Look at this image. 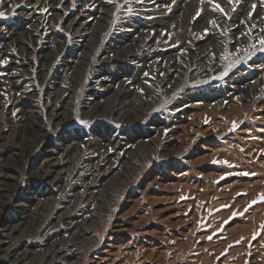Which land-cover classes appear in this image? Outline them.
I'll list each match as a JSON object with an SVG mask.
<instances>
[{"label": "rangeland", "instance_id": "obj_1", "mask_svg": "<svg viewBox=\"0 0 264 264\" xmlns=\"http://www.w3.org/2000/svg\"><path fill=\"white\" fill-rule=\"evenodd\" d=\"M214 2L224 13L207 0L0 2L8 17L0 20V187L10 196L0 197V241L27 247L22 264H44L51 249L57 255L47 264H264V0ZM100 52L130 60L112 65ZM100 71L107 87L85 96ZM120 83L132 84L137 107L148 105L131 124L108 115ZM238 83L247 93L236 92ZM21 107L29 121L20 122ZM156 127L155 141L138 145L140 156L144 146L150 152L131 160L133 173L112 158L123 156L119 146L104 155L110 136ZM93 138L102 147L84 152L79 142ZM46 158L57 166L45 167ZM5 225L17 227L15 240ZM0 264L11 263L0 254Z\"/></svg>", "mask_w": 264, "mask_h": 264}, {"label": "bare ground", "instance_id": "obj_2", "mask_svg": "<svg viewBox=\"0 0 264 264\" xmlns=\"http://www.w3.org/2000/svg\"><path fill=\"white\" fill-rule=\"evenodd\" d=\"M49 12H51L50 10H49ZM35 19V18H34ZM38 19H36L35 20V22L37 21ZM31 26V25H30ZM33 26V25H32ZM43 27H46L45 28V31L48 29L47 28V26L45 25V24H43ZM49 27V26H48ZM183 34H184V32L183 31H180L177 35H176V37L174 38V40L173 41H179V40H181L182 39V37H183ZM43 51H46V47H43ZM139 49V48H138ZM141 49V48H140ZM139 49V51H141ZM140 53V52H139ZM45 54H46V52L45 53H43V52H39L38 53V55H37V58L38 59H40L41 61H40V68H41V71H43L44 70V62L47 60L46 59V56H45ZM104 54L106 55V53L105 52H100L99 53V57H101V60H102V62H103V60H105V61H107L109 64H116L119 60H124L125 62L127 61V60H130V57H126V56H124L123 58L122 57H120V55L119 56H117L116 57V59L115 60H110V59H107V57L105 58V56H104ZM140 62H143L144 64L143 65H145L146 63H147V61H145L144 60V58H143V60L142 61H140ZM134 69H136V68H134ZM137 69H139L140 71H139V73L141 72V74H144L146 77L150 74V70H149V68H147V67H144V68H140V67H138ZM129 78H128V80H132V77H130V76H128ZM110 78V76L109 75H107V73L104 71H100V73L99 74H97L96 76H94L93 77V82L92 83H88L87 84V87H86V89H85V91H84V95L85 96H88V97H90L91 95H92V93L93 92H95L96 91V89L97 88H99V87H107L106 86V83H107V80ZM104 80H105V82H104ZM124 82V81H123ZM244 82V81H243ZM242 83V82H241ZM241 83H238V84H236L235 85V90H236V92H240V93H244V92H246L245 90H243V86L242 85H244V84H241ZM125 84H123V83H120L119 84V89L118 90H115L116 91V100H115V104L112 106V108H111V110L109 111V113H108V115L109 116H115V117H118L119 116V120L120 121H126V123H129V124H131V122L132 121H135V120H137V119H140L141 118V113H142V111H144V110H147V106L148 105H141L140 107H137V105H136V101H137V92L133 89V90H131V85L132 84H129V85H127L128 87H125L124 86ZM141 85V84H140ZM142 86V85H141ZM256 87V86H255ZM259 87V86H258ZM107 89H109V88H105V90H107ZM139 89L141 90L142 89V87H139L138 88V91H139ZM122 90V91H121ZM254 91H255V94H254V96L255 95H257L258 93H260V89L259 88H255L254 89ZM55 93V92H54ZM247 93V92H246ZM52 94H53V92H52V90L50 91H48V92H45V95H46V99H47V106L48 107H50V113H51V116L52 117H54V119L56 118V119H59L60 117H61V113H60V111H59V106H58V104L56 103V102H52L51 104L49 103V102H51V99H50V97L52 96ZM56 95V94H55ZM248 98V97H247ZM251 98V97H250ZM249 98V99H250ZM252 99V98H251ZM221 104V103H220ZM253 104H255V102L253 103ZM253 104H252V106H253ZM211 106H213V105H211ZM207 107V106H205L207 109V111H209L211 114H213V115H216V113H217V108H215V107ZM244 106H246V105H244ZM249 106V105H248ZM251 106V105H250ZM219 107V106H218ZM238 107V106H237ZM245 108V107H244ZM249 108V107H248ZM21 116H20V119H21V121L20 122H26V121H29V115H30V113L28 114L27 113V111L24 109V108H22L21 107ZM205 110V111H206ZM252 110V109H251ZM29 111V110H28ZM122 111H127L128 113L126 114L125 113V115L122 117L121 116V113H122ZM135 113H134V112ZM236 111V110H235ZM255 111V110H254ZM63 112V111H62ZM225 112V111H224ZM229 112V111H228ZM239 112V109L237 110V113ZM251 112V111H250ZM32 113V112H31ZM49 113V114H50ZM183 113V112H182ZM203 113V112H202ZM219 113V112H218ZM221 113V112H220ZM219 113V114H220ZM230 113V112H229ZM243 113V112H242ZM257 113H258V111H257ZM184 114V113H183ZM201 113L200 112H197L196 114H195V116H199ZM236 114V113H235ZM248 114V113H247ZM255 114V113H254ZM212 115V116H213ZM230 115V114H229ZM257 115V114H256ZM192 116V115H191ZM194 116V115H193ZM194 116V117H195ZM208 116V115H207ZM222 116V115H221ZM243 116V115H242ZM261 116V115H260ZM263 116V115H262ZM226 117V116H225ZM251 117V116H250ZM255 117V116H254ZM264 117V116H263ZM124 120H123V119ZM213 118V117H212ZM215 118V117H214ZM260 118V117H259ZM257 119V118H256ZM261 119V118H260ZM199 120H201V118H199ZM206 120V119H205ZM226 120V119H225ZM229 120H230V118H229ZM249 120V119H248ZM247 120V121H248ZM245 121V120H244ZM257 121V123H258V120H256ZM31 122V124L33 123V121H30ZM190 122V121H189ZM199 122V121H198ZM205 122V121H204ZM217 122H219V121H217ZM221 122V121H220ZM252 122V121H251ZM243 123V122H242ZM248 123V122H247ZM253 123H255L254 121L251 123V125L253 124ZM260 123V122H259ZM30 124V125H31ZM212 124V123H211ZM198 125V124H197ZM214 125L216 126L217 124H215L214 123ZM234 125V124H233ZM236 125V124H235ZM234 125V126H235ZM250 125V124H249ZM249 125H247V126H249ZM254 125V124H253ZM257 125H259V124H257ZM152 126V125H151ZM150 126V127H151ZM158 126V125H157ZM231 126V125H230ZM191 127V126H190ZM221 126L219 125V128H220ZM255 127V126H254ZM253 127V128H254ZM134 128V127H133ZM177 128H179L178 126H176V127H174L173 129H177ZM189 128V127H188ZM210 128V127H209ZM214 128V127H213ZM252 128V130H255V129H253ZM260 128V127H259ZM258 128V129H259ZM181 129V128H180ZM184 129V128H183ZM182 129V130H183ZM155 130L156 131H152V129H150L149 131H146V132H140V134H135V132H134V137H133V135H129V134H121V135H125L126 136V138L125 139H123V138H121L122 136H119V137H117L114 141H112V137L110 136V138L109 139H107V140H104V141H106V142H103V140L101 139V142H103V144H105V147H104V149H105V151H104V155H105V153H106V148L108 147V146H111L112 147V149H115V147L117 146H119V151H123V156H121L120 157V154L119 153H117V154H115L114 156H112V158L114 157V158H119V159H122V161H123V163H124V168L126 169V171H128L129 173L130 172H132L133 173V165H132V163H131V160L133 159V158H141L142 159V157L144 156V154H146V153H148V151H149V149L147 148V146H144L143 147V152H144V154H141V155H143V156H140L139 155V152H141V151H139L138 149H139V144L141 145V140H145V139H147V138H149V137H152V135H153V133L154 134H158V133H160L161 132V129H159L158 127H156L155 128ZM261 130V129H260ZM177 130H172L171 131V134L169 135V137H171V138H173V140H174V137L178 134V132H176ZM202 131H205V130H201V132ZM210 131V130H209ZM227 131V130H226ZM225 131V132H226ZM262 131H263V128H262ZM262 131H260V132H262ZM181 132V131H180ZM179 132V133H180ZM206 132V131H205ZM216 132V131H215ZM218 132V131H217ZM258 132H259V130H258ZM188 133V132H187ZM211 133V132H210ZM214 133V132H213ZM223 133V132H222ZM37 134H39V132L37 131ZM183 134H184V132H183ZM227 134V133H226ZM257 134V133H256ZM45 134L43 133V135H41V137H43ZM194 135V134H193ZM203 135H204V132H203ZM245 135V134H244ZM187 136V135H186ZM213 136H214V134H213ZM39 137H40V135H39ZM124 137V136H123ZM178 137H179V135H178ZM205 137V136H204ZM226 137V136H225ZM243 137V136H242ZM200 138V137H199ZM216 138V137H215ZM221 138V137H220ZM239 138H240V136H239ZM186 139V138H185ZM189 139V138H188ZM195 139H197L196 137H195ZM194 139V140H195ZM222 139V138H221ZM225 139V138H224ZM245 139V138H244ZM133 140L134 141H136V142H133ZM216 140V139H215ZM218 140H220L219 138H218ZM241 140V139H240ZM139 141V142H138ZM155 141V138L154 137H152L151 138V140H150V142L152 143V142H154ZM138 142V144H137V148H136V150L135 151H131L130 149H131V147H132V145H134L135 146V144L134 143H137ZM189 142V141H188ZM178 143V142H177ZM181 143V142H180ZM79 144H83V148H84V152H86V151H93L94 149H96L97 147H102V145L100 144V143H97V142H95V139L93 138V139H88V140H86L85 142H79ZM215 144V143H214ZM229 144V143H228ZM252 144V146H253V143H251ZM250 144V145H251ZM262 144H264L263 143V141H262ZM131 145V146H130ZM256 145V144H255ZM169 146H175L174 145V143H170V145ZM220 146H221V144H220ZM259 146V145H258ZM223 147V146H222ZM170 148V147H169ZM205 148V147H204ZM210 148V147H209ZM224 148V147H223ZM66 150H65V153H66V157H71V156H73V155H75L76 154V150H79V148L76 146V147H74V148H72V150L70 149H68V147H66L65 148ZM68 149V150H67ZM226 149V148H225ZM256 149V148H255ZM64 150V149H63ZM98 150H102V149H98ZM262 150V149H261ZM164 151H166V150H164ZM164 151H163V153H164ZM264 151V150H263ZM93 152H95V151H93ZM100 152V151H99ZM142 152V153H143ZM150 152V151H149ZM254 152V151H253ZM262 152V151H261ZM110 153V152H109ZM225 153V152H224ZM165 154V153H164ZM166 154H168V153H166ZM257 154V153H256ZM210 155V154H209ZM213 155H216V153L215 154H213ZM254 156H255V154H253ZM207 156V155H206ZM217 157V156H216ZM50 158V157H49ZM178 158V157H177ZM207 159H208V156L206 157ZM205 158V159H206ZM106 159H110V156H107L106 157ZM164 159V158H163ZM204 159V160H205ZM226 159V158H225ZM263 159V158H262ZM203 160V161H204ZM209 160V159H208ZM224 160V159H223ZM227 160H228V158H227ZM202 161V162H203ZM206 161V160H205ZM232 161V160H231ZM249 161V160H248ZM53 162V161H52ZM86 162H88V161H86ZM166 162V161H165ZM225 162H226V160H225ZM228 162V161H227ZM247 162V161H246ZM43 163H44V166L45 167H53V166H55L56 164H58V163H51V161H50V159H48V158H46V159H44V161H43ZM193 163V162H192ZM239 164V163H238ZM43 166V168H45ZM57 166V165H56ZM63 166V165H62ZM68 166V165H67ZM179 166V165H178ZM193 166H195V164L193 163ZM213 166V165H212ZM2 165L0 164V170L2 169ZM196 167V166H195ZM215 167V166H214ZM189 168V167H188ZM239 168V167H238ZM201 169V168H200ZM62 170H63V167L62 168H56V170H54L53 172L55 173V178H54V180L55 181H57V180H59L58 179V177H59V175H60V173L62 172ZM65 170V169H64ZM176 170V169H175ZM205 170H209L208 168H203V171H205ZM44 171H45V169H44ZM66 171V170H65ZM192 171H194V169L192 170ZM209 171H211V169L209 170ZM222 171V170H221ZM46 172H48V171H46ZM51 172V171H50ZM170 172V171H169ZM173 172V171H172ZM0 173H1V171H0ZM41 173H43L42 171H41ZM63 173V172H62ZM196 173V172H195ZM200 173H201V171H200ZM225 173V172H224ZM264 173V172H263ZM205 174V173H204ZM38 175H39V173H38ZM47 174H43V175H40V176H38V177H40L41 178V180L42 179H44V176H46ZM194 175V174H193ZM196 175H197V173H196ZM207 175V174H206ZM208 175L210 176H213V173H212V171H211V174H209L208 173ZM215 175V174H214ZM204 176V175H203ZM263 176H264V174H263ZM158 177V176H157ZM218 177V176H217ZM49 178V177H48ZM112 178H114V181L115 180H117V179H115V177H112ZM131 178V177H130ZM162 178V177H161ZM213 178V177H212ZM216 179V178H215ZM175 180V179H174ZM179 180V179H178ZM181 180V179H180ZM44 181V180H43ZM154 182V181H153ZM156 182V181H155ZM154 182V183H155ZM179 182V181H178ZM207 182V181H206ZM157 183H159V182H157ZM177 183V182H176ZM181 183V182H180ZM188 183V182H187ZM204 183V182H203ZM119 184H120V181H119ZM156 184V183H155ZM205 184V183H204ZM116 185V184H115ZM195 185V184H194ZM159 186H160V184H159ZM158 186V187H159ZM165 186V185H164ZM164 186H160V187H162L163 189H166V187H164ZM189 186V185H188ZM159 187V188H160ZM179 187V186H178ZM161 189V188H160ZM162 190V189H161ZM4 191H3V189H2V187H0V197L1 196H5V198L6 199H8L10 196H8L7 194H5L4 195V193H3ZM190 193V192H189ZM144 194L146 195V197L147 196H149V193H148V190H145L144 191ZM127 197H129V196H127ZM115 198V197H114ZM129 198H131V197H129ZM145 198V197H144ZM127 200V199H126ZM130 200H133L132 198L130 199ZM46 201H47V199H46ZM38 202V201H37ZM45 202V201H44ZM133 202V201H132ZM130 204V203H129ZM133 204V203H132ZM39 205V203L37 204V206ZM134 206V205H133ZM116 207V206H115ZM131 208V207H130ZM187 208V207H186ZM132 209V208H131ZM133 212V211H132ZM131 214V213H130ZM29 223V222H28ZM23 224H26V222H24ZM25 228H26V225H25ZM17 227H14V226H12V225H5L4 226V231H5V233H7L6 235H7V237L9 238V239H13V240H15L16 238H12L11 236H13L14 234H15V232H17ZM46 237V236H45ZM48 237H49V235H48ZM133 237V236H132ZM47 239V241H49L48 240V238L46 237L45 238V240ZM52 241V240H51ZM107 244V243H106ZM105 244V245H106ZM23 245V246H22ZM64 246V245H63ZM113 246V245H112ZM110 247H111V245H110ZM26 246L24 245V244H21L20 243V241H18V239H16L15 240V243L12 245V246H10V245H8V246H5V243H3L2 241H0V254L4 257V258H6V259H8V261H9V263H11V264H22V262H23V257H25L26 255H25V253L27 252V250H26ZM68 248V247H67ZM29 251V250H28ZM56 250L55 249H51L50 250V254L48 253V254H46L45 256H44V259H43V262H44V264H47L48 262H51L54 258H55V256L57 255L56 253ZM105 253V252H104ZM28 255V254H27ZM27 260H28V257L26 258ZM25 261V260H24ZM27 264H35L33 261H31V260H28L27 262H26ZM41 263H42V261H41ZM76 264H78V263H76ZM100 264V263H99Z\"/></svg>", "mask_w": 264, "mask_h": 264}, {"label": "snow or ice", "instance_id": "obj_3", "mask_svg": "<svg viewBox=\"0 0 264 264\" xmlns=\"http://www.w3.org/2000/svg\"><path fill=\"white\" fill-rule=\"evenodd\" d=\"M0 2H2V0H0ZM201 2L203 3L204 0H201ZM228 2H229V4H232L233 0H228ZM235 2L239 3V0H235ZM207 3L211 6L212 11L224 13V8H222L219 3H215L214 0H207ZM253 7H255V5H253ZM233 10H235V9H233ZM13 15H15V13H13ZM198 15H199V13H198ZM7 18L8 17L5 15L4 12H0V20L7 19ZM211 23L213 25H215L216 22L213 20V21H211ZM260 45H261V51H264V37L260 38ZM226 71H227V69L225 70V72ZM80 123L86 125L87 121H81ZM225 163H227V162H225ZM261 199L264 200V194H262Z\"/></svg>", "mask_w": 264, "mask_h": 264}]
</instances>
